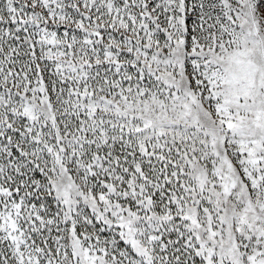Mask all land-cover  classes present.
Wrapping results in <instances>:
<instances>
[{"label": "snow or ice", "instance_id": "snow-or-ice-1", "mask_svg": "<svg viewBox=\"0 0 264 264\" xmlns=\"http://www.w3.org/2000/svg\"><path fill=\"white\" fill-rule=\"evenodd\" d=\"M0 264H264V0H0Z\"/></svg>", "mask_w": 264, "mask_h": 264}]
</instances>
